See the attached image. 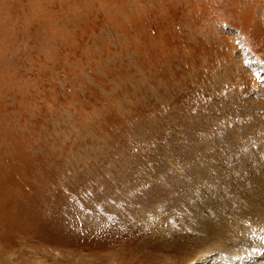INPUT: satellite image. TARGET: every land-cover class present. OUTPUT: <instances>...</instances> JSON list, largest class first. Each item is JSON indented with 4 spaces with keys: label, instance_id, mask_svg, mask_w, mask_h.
Returning a JSON list of instances; mask_svg holds the SVG:
<instances>
[{
    "label": "rangeland",
    "instance_id": "obj_1",
    "mask_svg": "<svg viewBox=\"0 0 264 264\" xmlns=\"http://www.w3.org/2000/svg\"><path fill=\"white\" fill-rule=\"evenodd\" d=\"M263 242L264 0H0V264Z\"/></svg>",
    "mask_w": 264,
    "mask_h": 264
},
{
    "label": "bare ground",
    "instance_id": "obj_2",
    "mask_svg": "<svg viewBox=\"0 0 264 264\" xmlns=\"http://www.w3.org/2000/svg\"><path fill=\"white\" fill-rule=\"evenodd\" d=\"M253 207V206H252ZM255 207V206H254ZM244 209V208H243ZM249 212V211H248ZM223 219V218H222ZM260 220V219H259ZM226 221V220H225ZM225 225V224H224ZM219 233H221V232H219ZM226 234V233H225ZM224 235V234H223ZM263 244H264V242H263ZM256 246V245H255ZM254 248H256V247H254ZM263 252V253H262ZM256 253L257 254H260V255H256V256H260V258H264V247L262 246V247H257V251H256ZM249 254V253H248ZM262 254V255H261ZM254 255H255V253H254ZM201 258V257H200ZM245 258V257H244ZM249 258V257H248ZM212 260H213V257H211V258H206V259H204V257H203V259L201 260H197L196 262H194L193 264H210L211 262H212ZM245 262L247 261V258H245V259H243ZM252 260V259H251ZM240 261H241V259H240ZM250 261V260H249ZM245 262H243V264H245ZM257 263V262H256ZM258 264V263H257Z\"/></svg>",
    "mask_w": 264,
    "mask_h": 264
}]
</instances>
